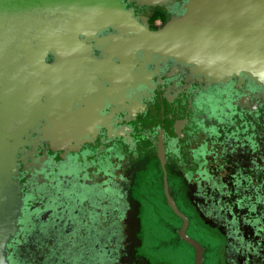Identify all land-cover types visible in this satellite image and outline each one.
Here are the masks:
<instances>
[{
	"label": "flooded vegetation",
	"instance_id": "flooded-vegetation-1",
	"mask_svg": "<svg viewBox=\"0 0 264 264\" xmlns=\"http://www.w3.org/2000/svg\"><path fill=\"white\" fill-rule=\"evenodd\" d=\"M183 3L125 0L128 28H89L45 52L52 72L14 156L6 264H146L147 223L175 219L179 239L164 183L202 260L264 264V84L212 81L133 32L161 28Z\"/></svg>",
	"mask_w": 264,
	"mask_h": 264
},
{
	"label": "water",
	"instance_id": "water-1",
	"mask_svg": "<svg viewBox=\"0 0 264 264\" xmlns=\"http://www.w3.org/2000/svg\"><path fill=\"white\" fill-rule=\"evenodd\" d=\"M181 15L151 32L133 30L151 50L193 66L212 81L243 74L264 84V0H183ZM125 0H0V264L19 210L11 179L19 135L36 111L47 69L45 52L76 41L86 29L128 28ZM133 28V27H130ZM15 66L28 75L13 81ZM166 204L180 220L177 236L202 264L200 245L185 234L186 219L163 186Z\"/></svg>",
	"mask_w": 264,
	"mask_h": 264
},
{
	"label": "rangeland",
	"instance_id": "rangeland-1",
	"mask_svg": "<svg viewBox=\"0 0 264 264\" xmlns=\"http://www.w3.org/2000/svg\"><path fill=\"white\" fill-rule=\"evenodd\" d=\"M157 210L160 217L167 222L169 216L165 208L163 209L161 206H158ZM153 215L154 213L152 212L151 218L155 221ZM156 223L158 225L152 222L147 223L152 234L151 232H146V234L143 233L145 240L148 238H152V240H154L152 246L150 247V250H153L152 254L149 256V253L147 252L143 253L144 255H142L141 252L148 250L143 249L142 243H140L139 247L141 248V254L139 256L145 258L147 261L146 264H193V254L191 249L186 243L177 239L173 232V229L178 227L177 221L175 219L169 220L168 227L172 228V231L170 228L165 226L166 224L164 222H162L163 225L161 223L159 224V222ZM151 235L154 237H151ZM137 255L138 254H136V256ZM202 264H216V262H213L211 257L204 255Z\"/></svg>",
	"mask_w": 264,
	"mask_h": 264
}]
</instances>
